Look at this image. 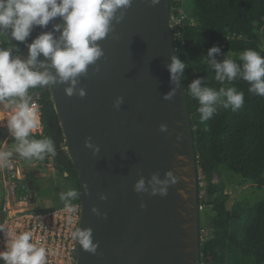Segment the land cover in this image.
Masks as SVG:
<instances>
[{
  "label": "water",
  "instance_id": "water-1",
  "mask_svg": "<svg viewBox=\"0 0 264 264\" xmlns=\"http://www.w3.org/2000/svg\"><path fill=\"white\" fill-rule=\"evenodd\" d=\"M36 2L81 185L78 264H182L168 158L175 86L187 103L170 0Z\"/></svg>",
  "mask_w": 264,
  "mask_h": 264
},
{
  "label": "trees",
  "instance_id": "trees-1",
  "mask_svg": "<svg viewBox=\"0 0 264 264\" xmlns=\"http://www.w3.org/2000/svg\"><path fill=\"white\" fill-rule=\"evenodd\" d=\"M25 3L35 34L16 44L0 37V100L18 106L36 102L44 130L13 133L9 139H24L26 152L11 151L39 164L51 158L71 179L67 188L71 202H80V181L65 150L68 143L44 65L37 2ZM170 4L171 15L183 17L174 36L197 169L198 262L263 264L264 49L256 39L260 33L264 37V0H170ZM235 175L251 181L261 195L229 207L227 180Z\"/></svg>",
  "mask_w": 264,
  "mask_h": 264
},
{
  "label": "built area",
  "instance_id": "built-area-1",
  "mask_svg": "<svg viewBox=\"0 0 264 264\" xmlns=\"http://www.w3.org/2000/svg\"><path fill=\"white\" fill-rule=\"evenodd\" d=\"M8 112L10 128L43 132L44 124L36 102ZM3 159L0 173L7 196L1 202L0 264H78L83 220L81 201L45 211L24 208L27 187L23 182L27 175L18 160Z\"/></svg>",
  "mask_w": 264,
  "mask_h": 264
},
{
  "label": "rangeland",
  "instance_id": "rangeland-1",
  "mask_svg": "<svg viewBox=\"0 0 264 264\" xmlns=\"http://www.w3.org/2000/svg\"><path fill=\"white\" fill-rule=\"evenodd\" d=\"M30 10V6L25 3V0H0V35H2L3 40H6L11 44H16L21 37H27L29 39L34 37L35 24L31 21ZM182 19L183 17L171 16L173 30L181 24ZM256 41L264 49V37L262 33L258 35ZM16 107L20 106L14 105L9 101L0 100V116L2 119V121H0V126L4 127L0 130V169L3 167V158L16 159L23 169H27V177L24 181L27 187V190L25 191L27 199L25 204H23L24 208L45 211L64 205L66 202L72 203V198H70V195L67 193V188L72 186L71 179L69 178L68 173H61L56 169L51 158L49 161L39 164L26 156L19 157L11 151V149L14 148L13 150L16 149L17 151L26 152V143L24 139H9L13 133L22 131H16L9 126L11 116H9L10 114L8 111H11L12 109L14 110ZM181 115L185 117L183 111ZM179 126L182 127L184 125L179 123ZM186 128H188L187 120ZM185 146H189L187 141H185ZM65 150L69 151L68 146L65 147ZM39 158L45 160L46 156H40ZM191 162L195 163L194 156H192ZM227 183V193L230 195L228 201L229 207H232L237 200L253 201L261 195L251 181L245 180L241 176L235 175L230 180H227ZM205 186L206 183L203 182L202 196L204 201L207 200L204 191ZM196 190H198L197 184ZM6 196L7 193L0 173V212L1 202Z\"/></svg>",
  "mask_w": 264,
  "mask_h": 264
},
{
  "label": "bare ground",
  "instance_id": "bare-ground-1",
  "mask_svg": "<svg viewBox=\"0 0 264 264\" xmlns=\"http://www.w3.org/2000/svg\"><path fill=\"white\" fill-rule=\"evenodd\" d=\"M183 93L180 85L173 89L172 117L168 128L170 131L168 158L174 170L171 177L172 185L175 187V196L172 197L176 214L173 227L177 234L175 244L179 260L182 264H199L196 165L191 162L192 156L195 161V155ZM182 111L185 117L181 115ZM186 120L188 128H186ZM15 123L21 124V122ZM179 123L184 126L180 127ZM185 141L190 147L185 146Z\"/></svg>",
  "mask_w": 264,
  "mask_h": 264
},
{
  "label": "crops",
  "instance_id": "crops-1",
  "mask_svg": "<svg viewBox=\"0 0 264 264\" xmlns=\"http://www.w3.org/2000/svg\"><path fill=\"white\" fill-rule=\"evenodd\" d=\"M24 170V169H23ZM24 172L26 173V171L24 170ZM26 175H27V173H26ZM2 182H3V180H2ZM4 183V182H3ZM24 183V182H23ZM25 184V183H24ZM26 185V184H25ZM22 191V190H21ZM21 194V193H20ZM21 196V195H20Z\"/></svg>",
  "mask_w": 264,
  "mask_h": 264
},
{
  "label": "clouds",
  "instance_id": "clouds-1",
  "mask_svg": "<svg viewBox=\"0 0 264 264\" xmlns=\"http://www.w3.org/2000/svg\"><path fill=\"white\" fill-rule=\"evenodd\" d=\"M174 35H175V33H174ZM174 38H175V36H174ZM4 128V127H3ZM198 234H199V230H198ZM198 242H199V239H198Z\"/></svg>",
  "mask_w": 264,
  "mask_h": 264
},
{
  "label": "flooded vegetation",
  "instance_id": "flooded-vegetation-1",
  "mask_svg": "<svg viewBox=\"0 0 264 264\" xmlns=\"http://www.w3.org/2000/svg\"><path fill=\"white\" fill-rule=\"evenodd\" d=\"M0 37H2V35H0Z\"/></svg>",
  "mask_w": 264,
  "mask_h": 264
}]
</instances>
